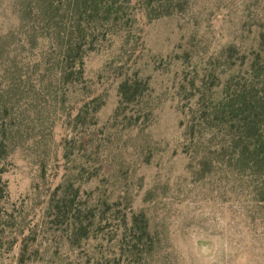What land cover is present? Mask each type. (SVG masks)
<instances>
[{"label":"rangeland","instance_id":"374dc122","mask_svg":"<svg viewBox=\"0 0 264 264\" xmlns=\"http://www.w3.org/2000/svg\"><path fill=\"white\" fill-rule=\"evenodd\" d=\"M0 153V264H264V0H0Z\"/></svg>","mask_w":264,"mask_h":264},{"label":"trees","instance_id":"16d2710c","mask_svg":"<svg viewBox=\"0 0 264 264\" xmlns=\"http://www.w3.org/2000/svg\"><path fill=\"white\" fill-rule=\"evenodd\" d=\"M89 1L90 0H83V3H88ZM68 56H71V51H68ZM0 159H1V156H0ZM0 181H2V177L1 176H0Z\"/></svg>","mask_w":264,"mask_h":264}]
</instances>
